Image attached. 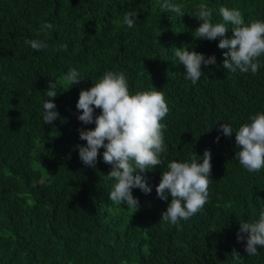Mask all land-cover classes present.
<instances>
[{
  "label": "trees",
  "instance_id": "obj_1",
  "mask_svg": "<svg viewBox=\"0 0 264 264\" xmlns=\"http://www.w3.org/2000/svg\"><path fill=\"white\" fill-rule=\"evenodd\" d=\"M171 2L184 16L162 12V0H0V264H264V247L249 256L247 240H237L241 221H257L264 209V168L248 172L235 159V132L264 113V55L256 75L230 73L227 49L218 47L223 37H194L200 4L212 10L214 24L223 23L221 7L239 10L250 24L264 21V0ZM129 11L138 13L132 28L123 23ZM46 23L53 28L43 30ZM31 40L48 47L35 51ZM173 47L214 55L216 63L202 66L193 85ZM71 68L83 79L74 86L64 80ZM108 71L124 73L132 94L163 91L169 108L162 164L134 173L152 189H133L138 210L109 200L115 181L104 149L91 168L76 148L87 143L78 130L95 128L78 120L79 93ZM49 80L55 98L46 95ZM48 99L60 114L53 124L43 123ZM222 124L233 128L231 137ZM205 150L212 156L206 204L181 220L182 230L160 223L171 196L161 200L156 188L168 162L199 161Z\"/></svg>",
  "mask_w": 264,
  "mask_h": 264
},
{
  "label": "clouds",
  "instance_id": "obj_2",
  "mask_svg": "<svg viewBox=\"0 0 264 264\" xmlns=\"http://www.w3.org/2000/svg\"><path fill=\"white\" fill-rule=\"evenodd\" d=\"M160 8L162 12L184 16L182 6L172 3L171 0H162ZM198 9L195 17L201 23L194 31V37L208 41L223 37L218 47L227 49L223 53L224 69L230 73L239 70L256 75L261 67L259 57L264 55V21L257 20L245 24L239 10L221 7L219 13L223 23L214 24L213 12L206 4H200ZM137 16L136 12H126L123 23L132 28ZM227 24L232 25V38L226 37L229 30ZM41 27L43 30H49L53 25L46 23ZM28 43L35 51L48 47L46 42L40 40H31ZM62 47L67 50L66 45ZM173 48L175 57L184 65L185 79L190 80L193 85L204 74L202 66L216 63L214 55L206 56L185 47ZM64 80L74 86L83 79L76 68H71ZM56 87V83L49 80L47 97L55 98L58 95ZM42 107L44 124H53L60 117L53 100L44 101ZM76 108L82 112L78 116L79 121L84 125L95 124L94 129L78 130L80 140L87 142L76 145L80 160L85 166L96 168L100 150L103 148V162L111 165L107 176L115 181L108 194L109 200L117 205L138 210L140 201L134 197L133 189H140L145 194L151 193L152 189L144 175L134 173L137 170L139 173H146L161 165L160 155L166 151L163 138L165 125L161 121L169 108L163 91H137L132 94L124 73L108 71L90 89L80 91ZM96 109L101 110L99 115H94ZM249 119L250 123L241 125L235 132V143L239 149L235 159L248 172H259L264 168V113H257ZM221 132L224 136L231 137L233 128L229 124H222ZM219 139L217 136V143ZM200 158L198 161L196 156H192L190 162H168L167 171L162 172L161 181L156 188L161 200L168 201L171 196L166 211L161 214L160 223L171 224L182 230L181 220H189L206 204L212 170L210 150H205ZM33 186L35 187V184ZM245 239V251L249 256L258 254L257 246L264 247V209L260 211L257 221H241L237 240L242 242ZM232 255L239 257L235 250Z\"/></svg>",
  "mask_w": 264,
  "mask_h": 264
}]
</instances>
